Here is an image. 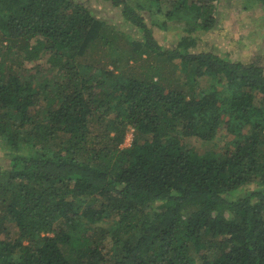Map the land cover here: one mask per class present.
<instances>
[{
  "label": "trees",
  "instance_id": "1",
  "mask_svg": "<svg viewBox=\"0 0 264 264\" xmlns=\"http://www.w3.org/2000/svg\"><path fill=\"white\" fill-rule=\"evenodd\" d=\"M102 1L0 0V264H264V64L190 50L212 0Z\"/></svg>",
  "mask_w": 264,
  "mask_h": 264
},
{
  "label": "rangeland",
  "instance_id": "2",
  "mask_svg": "<svg viewBox=\"0 0 264 264\" xmlns=\"http://www.w3.org/2000/svg\"><path fill=\"white\" fill-rule=\"evenodd\" d=\"M79 1L89 6L92 12L102 20L112 17L115 22L119 16V8H113L108 2L102 0ZM226 1L229 3L230 9ZM212 3L216 4L215 6L218 9V22L211 32L197 33V43L195 46L190 47V50H209L216 54H225V56L234 60L248 61V59L252 58L264 64V10L262 7L259 5L252 6V2L245 3L243 0H220L219 5L215 0H212ZM156 18L157 21L153 27L158 41L165 46H169L171 43L177 41L179 35L182 34V24L175 25L168 22L167 28H164L160 25L162 16L157 14ZM118 29L123 30L124 27H117ZM102 56L108 60L107 56ZM45 59L46 57L43 56L42 61H45ZM106 59H103V61ZM87 60L90 61L89 57ZM27 66L28 64L25 65V67ZM41 69H46V65L43 62ZM32 70L33 68L30 69V71ZM179 74V72L175 73V75ZM216 137L213 142L202 141L197 138H187L184 140V143L187 146H193L199 152H203L209 149L212 143L215 142L223 146L222 139L229 138L223 128L219 130ZM131 140L132 130H129L122 146H128ZM1 154L2 151L0 150ZM0 162H3L5 165L7 164V160L4 159H1Z\"/></svg>",
  "mask_w": 264,
  "mask_h": 264
}]
</instances>
